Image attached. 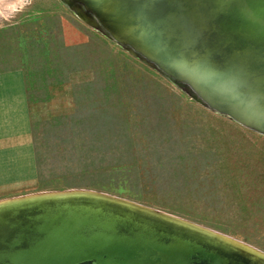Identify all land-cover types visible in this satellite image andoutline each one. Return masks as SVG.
<instances>
[{
	"label": "rangeland",
	"instance_id": "1",
	"mask_svg": "<svg viewBox=\"0 0 264 264\" xmlns=\"http://www.w3.org/2000/svg\"><path fill=\"white\" fill-rule=\"evenodd\" d=\"M23 72L33 185L86 188L264 251V136L195 103L60 0H0V71Z\"/></svg>",
	"mask_w": 264,
	"mask_h": 264
},
{
	"label": "water",
	"instance_id": "2",
	"mask_svg": "<svg viewBox=\"0 0 264 264\" xmlns=\"http://www.w3.org/2000/svg\"><path fill=\"white\" fill-rule=\"evenodd\" d=\"M79 21L264 136V0H60ZM0 264H264L230 235L107 192L0 199Z\"/></svg>",
	"mask_w": 264,
	"mask_h": 264
},
{
	"label": "crops",
	"instance_id": "3",
	"mask_svg": "<svg viewBox=\"0 0 264 264\" xmlns=\"http://www.w3.org/2000/svg\"><path fill=\"white\" fill-rule=\"evenodd\" d=\"M26 80L22 71H0V197L33 185L34 147Z\"/></svg>",
	"mask_w": 264,
	"mask_h": 264
}]
</instances>
